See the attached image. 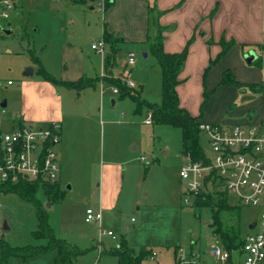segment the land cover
Returning <instances> with one entry per match:
<instances>
[{
    "label": "rangeland",
    "instance_id": "1",
    "mask_svg": "<svg viewBox=\"0 0 264 264\" xmlns=\"http://www.w3.org/2000/svg\"><path fill=\"white\" fill-rule=\"evenodd\" d=\"M105 15L102 0L15 1L8 26L12 32L0 36V78L13 81L0 89V98L8 100L5 111L0 112V129L11 130L12 122L23 112L63 114V136L56 151L62 162L64 195L60 201L50 202L40 187L37 197L48 211L54 235L84 251L75 264H118L111 250L119 247L122 236L135 253L142 246L155 252L143 258L142 264H175L182 255L187 260L196 259L197 253L201 264H208L212 257L207 250L216 241L211 226L213 210L183 201L185 180L179 171L186 157L181 151L180 129L146 123L147 107L139 110L136 101L121 97L108 81L111 75L128 79L135 82L138 91L142 84L143 99L160 101L161 70L150 50L151 22L150 32L142 41L124 40L122 36L115 56L105 66L110 45L106 43L104 54L91 49L92 42L103 39ZM130 54L136 63L124 66ZM40 64L59 80H73L82 73L97 81L80 91L54 85L38 72ZM27 68H32L31 74H25ZM45 82L51 83L48 90ZM24 123L40 126L43 122ZM200 142L206 156L213 158L203 133ZM142 155L153 159L141 160ZM111 161L118 162L123 176L116 207L108 218L101 209V224L85 222L86 208H99L104 167ZM234 199L229 193L228 201L232 204ZM261 212L258 206H240L244 235L252 231L251 222L260 223ZM37 223L32 202L16 193L0 191V238L13 246L45 244L47 238L33 235ZM102 228L112 230L117 239L102 235ZM55 255L54 249L25 259L11 255L1 264H53Z\"/></svg>",
    "mask_w": 264,
    "mask_h": 264
},
{
    "label": "crops",
    "instance_id": "2",
    "mask_svg": "<svg viewBox=\"0 0 264 264\" xmlns=\"http://www.w3.org/2000/svg\"><path fill=\"white\" fill-rule=\"evenodd\" d=\"M112 1L113 3L105 8V28L120 40L146 39L151 29L150 22L153 39L157 35V25L162 26L164 49L167 52L181 51L187 41L193 37L186 60L178 75L180 83L177 85V91L183 107L193 115L202 113L200 122L264 123L263 0ZM91 6L93 5H90V8ZM105 28H103V34ZM222 37L226 40L234 39L236 43L209 67L211 61L217 58L222 49L220 44ZM92 44L91 49H93ZM93 50L97 52L96 49ZM250 50L261 54L262 67L246 62L244 54ZM145 54L148 55V53ZM227 69H230L240 81L263 83L262 91L255 93L249 89L221 84L222 75ZM81 76L82 73L73 80ZM98 80L103 82L105 79L98 78ZM46 83L43 86L47 88L45 90H48L51 83ZM140 88L143 90L142 84ZM205 89L209 91V97L204 102ZM4 100L7 106L8 100L6 98ZM239 100H242V104H238ZM114 104L115 99H112V105ZM18 119H22L23 122L33 120L43 122L40 126L57 121L61 124L60 142L62 141L65 118L60 111L49 116L23 112L12 122V129L16 128ZM60 164L62 171L61 158ZM122 178L118 162L111 161L105 165L100 185L99 208L95 209H102L106 218L111 216L116 207ZM233 257L235 261L238 255L234 253Z\"/></svg>",
    "mask_w": 264,
    "mask_h": 264
},
{
    "label": "built area",
    "instance_id": "3",
    "mask_svg": "<svg viewBox=\"0 0 264 264\" xmlns=\"http://www.w3.org/2000/svg\"><path fill=\"white\" fill-rule=\"evenodd\" d=\"M16 0H0V36L10 26V17L15 9ZM105 7V0H102ZM264 4V0H263ZM264 31V21H263ZM106 42L99 39L92 48L105 53ZM132 54L123 61V65H134ZM126 85L136 87L134 81L124 79ZM13 81L0 78V89L7 88ZM114 91H118L113 86ZM4 99L0 98V112L5 111ZM146 123H151L148 113ZM201 132L207 137L213 151V158L192 160L186 155L179 174L185 180L182 191L185 204L192 203L202 191L213 188L217 179V188L233 193L234 202L241 205H253L262 208L261 221L255 222L252 231L246 235L243 247V263L240 255L230 262V252L217 241L207 252L212 257L208 264H264V123L228 124L225 122H201ZM61 140V124L52 121L46 126L24 125L2 132L0 138V182L17 181L20 177L32 180L55 181L60 178L61 164L56 146ZM141 160H151L153 156H141ZM215 182V183H216ZM87 222L101 224V209L88 207L85 210ZM133 219V218H132ZM102 235L117 239L112 230L102 228ZM101 241V240H100ZM182 250V248H180ZM201 264V255L196 254ZM181 264L189 262L185 255L179 257Z\"/></svg>",
    "mask_w": 264,
    "mask_h": 264
},
{
    "label": "trees",
    "instance_id": "4",
    "mask_svg": "<svg viewBox=\"0 0 264 264\" xmlns=\"http://www.w3.org/2000/svg\"><path fill=\"white\" fill-rule=\"evenodd\" d=\"M86 2L87 0H75ZM113 3L112 0H105V8ZM163 28L160 24L157 25V35L153 39L150 50L156 57L158 65L161 70V101L151 102L143 99L141 90L138 91L136 87H130L119 77L109 76V81L112 85L118 88L121 97L128 96L137 103L140 110L143 106L147 107L148 113H151V122L169 124L176 126L181 131L182 137V153L189 155L192 160H204L207 158L204 149L200 142V121L199 115L191 114L185 107L180 104V99L177 91V85L180 83L178 75L186 60L190 43L193 37L190 38L184 48L178 52H167L164 49ZM103 39L111 47V52L105 61V66L109 64L110 59L115 56L117 44L120 41L119 37H115L113 33L105 28ZM236 43L234 39L226 40L224 37L220 40L222 49L216 59L212 60L209 67H211L216 60L223 57L227 51ZM262 67V56L257 54V58L249 63ZM209 67L206 69L208 71ZM45 80L54 85L64 86L69 89L82 90L84 88L95 85L97 78H85L81 76L75 80H59L50 74L41 64L38 68ZM221 84L235 86L240 89H249L255 93H260L263 89V83L244 82L238 80L234 73L227 69L224 71L221 79ZM209 97V91H204V102ZM203 102V104H204ZM26 125L22 119H18L16 127H23ZM48 125V124H47ZM0 129V138H1ZM217 179H214L213 188L202 190L192 204L196 206H211L212 208V234L216 241L227 249L231 256L229 261L234 262L233 254L238 256L243 254V247L246 240V235L242 233V228L239 219V208L241 204L230 203L228 201V192L225 189L217 188ZM216 182V183H215ZM43 189L46 198L50 202L60 201L63 198L64 190L61 187L60 178L55 181L42 179L19 178L17 181L0 182V191L13 192L20 195L22 198L32 202L36 207L37 212V228L33 230L35 237L47 238L48 242L45 244H27L22 246H13L5 239L0 238V264L5 262L11 255H17L23 259L41 252L51 249L56 251L53 264H75L78 255L84 251L79 250L74 244L68 243L63 238H58L54 235L53 228L48 221V211L43 203L37 197L39 188ZM225 218V219H224ZM226 220V223H225ZM250 227V226H249ZM119 247H114L111 251L118 258V264H142V259L152 254V251L142 246L137 253L128 245L127 239L122 236L119 239ZM178 251V246L175 247V252ZM175 264H181L178 258ZM184 264H200L198 260L191 259Z\"/></svg>",
    "mask_w": 264,
    "mask_h": 264
},
{
    "label": "water",
    "instance_id": "5",
    "mask_svg": "<svg viewBox=\"0 0 264 264\" xmlns=\"http://www.w3.org/2000/svg\"><path fill=\"white\" fill-rule=\"evenodd\" d=\"M93 8V6H91ZM12 32L11 29H7L6 33H10ZM146 55V54H145ZM257 58V54L253 51L250 50L248 53L244 54V59L246 60L247 63H252L255 59ZM32 73V68H27V70L25 71V74H31ZM3 105H6V101H3ZM250 228H253L255 226V222L249 225Z\"/></svg>",
    "mask_w": 264,
    "mask_h": 264
}]
</instances>
